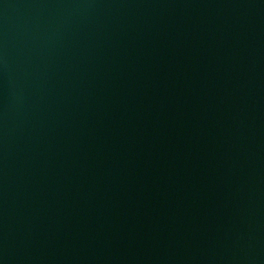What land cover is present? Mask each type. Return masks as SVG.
<instances>
[{
  "label": "water",
  "instance_id": "95a60500",
  "mask_svg": "<svg viewBox=\"0 0 264 264\" xmlns=\"http://www.w3.org/2000/svg\"><path fill=\"white\" fill-rule=\"evenodd\" d=\"M0 264H264V0H0Z\"/></svg>",
  "mask_w": 264,
  "mask_h": 264
}]
</instances>
